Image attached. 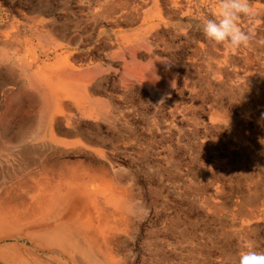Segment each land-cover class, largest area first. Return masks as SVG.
<instances>
[{
    "label": "rangeland",
    "instance_id": "rangeland-1",
    "mask_svg": "<svg viewBox=\"0 0 264 264\" xmlns=\"http://www.w3.org/2000/svg\"><path fill=\"white\" fill-rule=\"evenodd\" d=\"M176 1V13L159 12L166 44H99L94 58L77 62L70 52L81 32L72 31L71 9L62 18L47 0H0V157L47 132L58 149L44 158L82 172L104 167L130 197L128 208H116L114 196L99 194L103 181L84 175L75 185L103 207L89 216L92 228L64 235L65 250L2 239L9 256L0 255V264H234L244 244L264 251V0H249L256 17L240 25L254 38L237 49L201 31L220 0ZM110 12L89 11L94 18H80V30H111ZM155 15L148 14V30ZM148 56L154 59L143 64ZM10 70L16 77L8 81ZM12 167L0 160L7 184ZM40 176L47 184L58 179ZM35 201L30 187L27 206ZM84 215L45 216L35 230Z\"/></svg>",
    "mask_w": 264,
    "mask_h": 264
},
{
    "label": "bare ground",
    "instance_id": "bare-ground-1",
    "mask_svg": "<svg viewBox=\"0 0 264 264\" xmlns=\"http://www.w3.org/2000/svg\"><path fill=\"white\" fill-rule=\"evenodd\" d=\"M58 89L69 93L67 88L64 89V86H61ZM55 111L61 112L62 110L60 106L56 105ZM46 133L47 132L44 133L43 137L36 139L32 142L30 153L33 156L30 158V160L32 158L34 160V157H36V154L38 152L49 154L47 153L48 149L50 150L53 149V151L55 150V148L58 149V142L56 141V139L54 137L46 138ZM28 159L29 158H27V160ZM53 161L54 163L57 164V166H55L54 168H52V166L49 165L45 166L44 164L37 163L35 161L36 163H33V166L36 165L38 167H41L39 171L33 170L32 168L29 175L26 178H24L26 180H24L23 178L21 179L17 178L16 180L13 179L15 182H13L11 185L9 184L7 186H1L0 240L6 238L15 239L17 237H26L27 239H30L32 243L37 244L38 242L43 241L46 244H49V246L51 247H56L58 249L65 250L66 247L61 245L60 242L64 241L62 238L65 239L64 237V235H66L65 230L68 227L71 231H75V229L72 227V225L75 224L74 221L70 223H64L60 227H57L53 230H48V231L46 230L45 232L39 231V229L28 230V228L31 227L39 228L41 226V225L39 226V223L42 220V218L45 216H50L54 212L80 211V213L85 214V217L79 221L81 224L80 227H82V229L81 228L80 229L84 232H88L87 227L92 228L93 225L90 221L89 216H92L91 214L93 210L96 212H101L103 207L99 203V201L93 197V195L89 194L88 196V194L85 191L86 188L85 190H83L82 186L75 185V182L78 181L79 178L82 179L84 175H89L91 177L94 176L97 179L103 181V184L105 185V189L100 190L99 194L101 195L110 194L111 196H114L115 199L117 200V204H115L114 207L119 208L120 205L122 204L123 206H125V208L126 207L128 208V202L130 200L129 190H127L125 186L121 184H117L115 178L113 176H109L110 173L104 167H98L97 169L93 168L94 170L86 168L85 172H82L81 170L78 169V167L75 168L74 166L72 167L64 166V162L58 159ZM44 173L46 176H50L53 179L55 178L56 175H58L57 177L58 179L49 184H47V179L41 176L39 177L38 180L35 179V177L38 174L43 175ZM107 177L108 179H106ZM31 181L33 182L34 185H30ZM18 184H21V186L25 188V190L27 191L26 194L24 192H23L24 194L21 195L18 193L16 194L13 193L12 190L15 189V185L17 188ZM30 187L32 188L33 196L35 197L36 201L32 204V206H27L26 198ZM78 200H85V202L79 203ZM90 207H91V211L89 210ZM100 233L107 235L105 234L107 233L105 231H101ZM105 239H107V236ZM10 248H11L10 250L12 251L18 249L17 247H13V246ZM0 255L9 256V253L0 249Z\"/></svg>",
    "mask_w": 264,
    "mask_h": 264
},
{
    "label": "crops",
    "instance_id": "crops-1",
    "mask_svg": "<svg viewBox=\"0 0 264 264\" xmlns=\"http://www.w3.org/2000/svg\"><path fill=\"white\" fill-rule=\"evenodd\" d=\"M47 2L49 4L46 8L59 9L62 18L68 16L69 11L67 10L71 9V18H68V20L73 26L72 31H74L77 27V31L81 32V35H79L77 42L74 44L75 46L73 45L72 47L73 51L70 52L71 57L77 62L90 61L91 58H94V52L99 44L105 43V45H111L114 43L116 46L122 44L123 47V45L125 44L129 45L135 44L137 42H148L149 48H151L152 50L160 47V44H166V39L160 36V29H163V27H167L168 24L161 21L159 12L161 11V9L167 7L171 12L176 13V11H174V8H178V2L176 0H47ZM187 2L191 4L192 0L191 2L187 0ZM52 3H56L55 7L51 5ZM145 3L147 4V7H145ZM94 9L111 10L110 14L106 18V20L112 26L111 30L105 31L103 29H100L96 31L95 29H93L91 33H87V31L83 29L80 30L81 25H79V19H86L85 22L90 24L91 19H93L94 17L92 13L91 15H89V11H92ZM152 11H155V17H157V20H155V22H152V26L150 25L151 30H148L149 24L146 19L148 18V14ZM80 15H82V17H80ZM49 18H51L52 20H58L56 16H51ZM54 24L55 23H52L51 21V25ZM52 31L56 30L52 29ZM150 33L151 35H149ZM56 38L59 40V42L68 45L67 43H65L66 41L63 38L62 41L58 37ZM153 59L154 58H152L151 56H148L143 61V64L148 65ZM8 74L9 75L6 76L5 80L9 81L16 77V73L13 70H10ZM61 86H64V89L67 88V90L71 95H73V97L78 94V92L75 91L76 88L72 85L60 83L59 87ZM59 87L57 86L56 88ZM43 136L44 135H42V137ZM31 145L32 142L24 140L17 145H10L3 150L4 158L0 157V160L10 161L13 164L12 170L8 174L10 185L15 182L13 179L16 180L17 178H26L33 168V163H42L45 166H52V168L57 166V164L53 161L56 159L44 158V156L48 157V154L43 152H38L36 154V157H34V160L33 158L30 160V158L33 156L30 153ZM20 153H22L23 155ZM27 158L29 159L27 160ZM9 184H7V182L4 180H0V194L1 186H7ZM12 191L13 193H18L20 195L24 193L26 194L27 192L25 188L21 186V184H18L17 188L15 185V189H13ZM78 202L84 203L85 200H78ZM78 213H80V211L54 212L50 216L62 214L78 215ZM83 217H85V215ZM76 221H74L75 224L72 225L75 231H71L68 227L65 230L66 234H79L81 224L78 219ZM33 229L35 230L37 229V227H31V230Z\"/></svg>",
    "mask_w": 264,
    "mask_h": 264
},
{
    "label": "clouds",
    "instance_id": "clouds-1",
    "mask_svg": "<svg viewBox=\"0 0 264 264\" xmlns=\"http://www.w3.org/2000/svg\"><path fill=\"white\" fill-rule=\"evenodd\" d=\"M255 17L249 0H220L215 14L203 19L200 27L208 41L237 49L248 46L254 38L253 31L242 28L240 21H252ZM234 264H264V251L256 250L251 243L244 244L238 250Z\"/></svg>",
    "mask_w": 264,
    "mask_h": 264
}]
</instances>
